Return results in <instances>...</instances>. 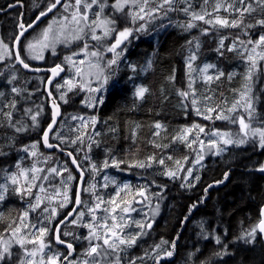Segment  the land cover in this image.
<instances>
[{
  "label": "trees",
  "instance_id": "trees-1",
  "mask_svg": "<svg viewBox=\"0 0 264 264\" xmlns=\"http://www.w3.org/2000/svg\"><path fill=\"white\" fill-rule=\"evenodd\" d=\"M199 1H202V5L205 3V0ZM17 2H24L25 7L18 6L10 13H3L2 17V37L7 44L12 43V45L19 32L20 20L25 24L30 23L37 14L44 11L43 9L32 16H27L30 12L27 0H0V9L4 10ZM208 2L211 6L214 0H208ZM250 2L253 4V0H249ZM194 5L199 6L200 4L194 3ZM174 8L176 13H173L167 20L177 19L179 23H174L162 31H158L161 24L150 27L148 31L155 33L140 38L121 64L110 68L108 75L111 83L110 90L104 102L95 110L98 135L93 143H89L91 135L89 128L83 142V147L88 150L89 154L87 166L90 168L91 175L94 171L102 172L107 169L130 181V187L119 195L113 187L108 189V198L111 201L114 200L115 203L122 204L141 186L157 185L163 189L168 207L161 218L155 222L151 232L143 236L139 235L136 239L133 250L137 255L141 256L146 247H153L166 241L168 242L166 244L171 247L173 243L175 244V247H172L173 260L162 264H181L183 261L191 264H264V245L259 232L256 233L252 243H245L241 239L247 231L259 223L261 209L264 206V173L257 171L264 166V148L258 146L256 139L248 141L243 146L236 145L229 148L223 156L209 157L200 171L199 179L190 189L184 184V178L180 176L175 179L174 177L169 178L165 174L167 169H172L174 160L182 161L188 155V150L181 141L186 128L203 123L198 114L194 112L191 100L180 95V92H187L189 87L190 72L187 62L190 52L196 48L197 43H200L197 48L196 63L199 66L209 64L215 67L214 76L210 82L200 81L193 86L199 96L205 98L212 108L221 107V104L224 105L226 101L235 100L244 86L247 67L245 56L235 50L228 51L229 44L231 40H236L238 37L245 43L257 37L261 29H264V25L258 23V19L264 16V7H256L253 10L251 6V10H244L240 18L242 23L238 28L229 29L228 27L225 30L226 45L220 48L219 52L217 49L220 47V34L217 32L204 33L205 28L210 29L205 21H200L193 28L187 29L182 23L185 13L183 6L176 4ZM20 10L21 13H19ZM127 21L124 19V24ZM133 26H137L136 22ZM245 30H248L249 35L245 34ZM66 53H68L67 48H60L59 58L53 59L52 64L50 60H47L41 66L62 64L59 59ZM149 60H151L150 66L148 65ZM32 65L35 66V64ZM9 67L13 65L5 66L3 71V68L0 70V80L6 77L5 70ZM221 72L223 75L216 79ZM257 85H259L258 103L253 116L264 128V79L260 80ZM141 87L147 89L142 98L136 96L137 89ZM0 93H2L0 107H2L1 104L10 103L11 106L12 102L20 101L19 98L13 97L9 87L4 84H0ZM42 93L45 94L44 86ZM75 102L77 103L78 100ZM24 104L19 103L22 106ZM62 107L64 117L70 109L65 105ZM71 110L80 113L84 109L74 104ZM3 112V115L0 114V125L8 127L6 109ZM50 119L45 121V126L49 124ZM157 123L162 125L160 129L155 127ZM7 127L0 131L2 135L0 136L2 139L0 169L8 164L15 166L20 157L16 151L22 146V139L25 140V137L31 138L32 136L40 140L41 155L50 158L54 156L58 160L66 161L78 177L68 157L56 151L47 152L43 148L42 131L41 134H22L16 139L14 146L8 147L9 144H4L5 139L3 138L8 140L7 133L11 132V129ZM215 128L229 129L230 127L226 123L216 121ZM195 131L194 128L192 132ZM60 145L75 153L74 148ZM7 151H11L9 154L11 160L5 163L7 159L5 160L4 155ZM150 157L153 158V163L149 160ZM161 159L164 161L163 165L159 163ZM106 161L107 167L104 166ZM113 161L116 163L113 164ZM30 162L26 161L28 165L31 164ZM140 163H150L151 167L134 166ZM24 195L25 193L10 191L7 197L0 202V237L11 226L19 225L20 217L26 210L23 199L27 197ZM75 195L76 189L73 191L74 201ZM87 197L88 195L83 192V204L87 201ZM71 207L62 210L60 218L53 226L50 236L53 249L65 251L55 243L54 232L58 222ZM197 220L205 223V230L202 233H198L196 229ZM69 224L62 228L61 237L65 241L76 243L81 232L76 230L73 235H65L66 230L70 228ZM216 237L220 238V244L216 243ZM76 246L78 253L81 245ZM65 252L68 254L67 251ZM188 255H190L189 258Z\"/></svg>",
  "mask_w": 264,
  "mask_h": 264
},
{
  "label": "rangeland",
  "instance_id": "rangeland-1",
  "mask_svg": "<svg viewBox=\"0 0 264 264\" xmlns=\"http://www.w3.org/2000/svg\"><path fill=\"white\" fill-rule=\"evenodd\" d=\"M28 8L30 12H28L27 16H32L33 14L41 11L43 9L48 8L52 0H27ZM88 2V0H81V4L79 6L80 13L87 14V21H84L77 17V21L72 20V15L77 12V6L75 4V0H66L58 13H55L41 28L32 32L26 39L23 41L21 46V52L23 59L35 65H42L46 63V61L50 60L51 64L53 63V59L56 57L59 58L60 48H67L66 54H64L59 60L62 64H64L68 72L66 76L58 83H55L53 87V91L60 101L62 105L67 106L70 111L66 116L63 117L61 123L58 128L52 135V141L63 144L68 148H74L77 157L80 159V163L86 171L87 178L85 182L84 192L88 195L87 201L84 202L83 207L78 212L77 216L73 221L69 224V230L66 232L69 235H73L77 230L81 232L79 238H77V242L73 243L75 245L80 244L81 249L76 254V256L69 258L66 264H84L89 257L86 255L87 250L90 247V240L92 244H96L97 241L90 237V232L95 229L96 224L99 222V218L104 216H109L108 223L111 225V215L124 216L126 219L118 220L119 223L123 224L124 227L122 229H116L115 231H122L124 235L131 234H141L142 236L145 233L151 232L147 227L143 229L137 227L135 221H140L141 223L147 224L150 222H157L164 211H166L168 205L166 204V196L164 195V191L161 187L157 185H151L148 187L141 186L139 190L135 191V194L127 198L125 202L122 204L119 203H107L111 201L108 198V189L113 187L114 191L117 193L125 192L127 189H123L124 184H130V181L125 178L120 177L118 174L108 171L107 169L102 172L94 171L91 175L90 168L87 166V160L89 159L88 150L83 147V142L85 140V136L87 131L90 128L91 135L89 137V143H93L95 137L98 135L97 130V115L95 110L101 106V104L105 100V96L110 90V80L103 85L101 88L102 77L100 80L96 78V69L90 67V63L99 62L100 67L103 68V75L108 76L110 73V68L113 66H119L122 60L126 58L129 54L130 50L137 44L140 38H145L151 36L155 32H149L150 27L161 24L158 28V31H162L166 29L168 26L173 25L174 23H179V20H167L173 13H176L174 6L176 4H180L183 6V9L187 8L188 12L184 13V18L182 19V23L185 24V27L188 23H192L194 26L196 23L202 20H194L192 19L191 13L197 14H205V20H212L213 24L207 23L210 29L205 28L204 33L206 32H217L220 34V39L224 40V45H226L227 35L225 34V30L228 27H223L219 24L215 23V18L218 16L221 19H227L229 23L233 20L240 21L241 16H243L244 9L251 10L249 5L252 6V9L255 10L256 7H264L262 6L258 0H253V4L249 0H241L238 3V0H214V3H211L209 6V2H205L203 5L202 1L199 0H175V2L169 6L164 5L163 8H159L157 11L153 12V9H157L158 5L162 3V0H147V3L144 5L145 11L140 13L143 16V19H140L137 16L133 19V16L139 12V5L144 2V0H138V4L136 6L126 5L122 10H118L113 5L116 3V0H98L97 4L92 5L91 8L86 9L84 4ZM103 3V11H100V3ZM194 3H199V6L194 5ZM220 4L221 7L216 10V4ZM65 5L68 7L66 8ZM228 5H232L231 8ZM25 7V3H15L13 5H9L3 11V13H10L12 9H16V7ZM203 6V8H202ZM172 7L174 10L168 11V8ZM152 12V15H148L147 13ZM97 14H99V19H97ZM67 18V19H65ZM111 20L114 23L110 25H105L101 23L103 20ZM127 19L128 21L124 24L123 20ZM264 20V16L260 17L258 21ZM92 21H96V23H91ZM136 22V27H134V23ZM240 24V23H239ZM0 23V42L2 45L7 46V49L10 55H6L3 59H0V70H4L5 66L13 65L15 61V57L13 54V46L11 44H7L2 37V28ZM49 25H52V34H56L57 32L63 31L64 35L67 36L68 42H58L53 46L47 48H40L39 45L36 46L35 51L29 52L28 45L30 43H35L44 32L45 29L48 28ZM259 25H261L259 23ZM143 26V27H142ZM19 27V25H18ZM83 29V31H78L79 29ZM111 29L108 31V34L105 35V29ZM193 28V27H192ZM237 29L238 27H230L229 29ZM20 29V27H19ZM124 29L131 30V34L128 37V42L126 38L125 45L116 50V52L121 53L119 56H116L114 52L108 51V47L115 43V40L118 38V33L123 31ZM93 31L95 34L100 37L99 39H92ZM76 34L79 36L78 39H71V37ZM245 34L249 35L248 30H245ZM261 35H264V29L257 34V37L252 39L256 41L259 39ZM240 37L236 40H231L229 44V48L235 45V51H238L242 55L245 56L247 73L248 76L249 70H251V79H246L245 83L238 94V97L233 101H226L221 107L212 108L209 105V102L205 98H201L198 92L193 88L198 82L206 81L210 82L206 79L208 75L214 76L213 70L215 67H210L207 70V73H201L200 69L204 68V64L199 66L196 63L197 55V47L190 52V56L193 54L196 56L192 63V70L189 69L191 75H189V83L190 80L192 82V86L188 87V96L186 98L192 101L193 98L196 99L197 104L193 107L194 112L197 114V109L200 110L198 116L201 118L203 123H199L198 125L203 127L204 131L200 132L198 127L188 126L181 137L182 144L185 145L188 150V155L186 158L181 160H174L172 164V169H167V171L176 172V176H180L184 178V184L186 187L192 188L194 184L197 182L201 169L205 165V161L209 157H218L223 156L229 148L236 146V144H224L220 142L222 139H227L229 137H221L220 133H229L231 134L230 138L236 139L237 134L240 132L238 117H245L246 122H250L251 127H260V124L257 121V118L254 115L255 106L258 103V88L257 85L260 80L264 79V59L260 58V54H264V45H260L257 47L256 52H252V48L254 45H250L246 43H240ZM88 44L85 49V44ZM200 44V43H199ZM223 45V46H224ZM247 49V51H245ZM3 47H0V53L3 52ZM123 50V51H121ZM93 51H97L100 53L99 57H92L89 54ZM33 55L42 57V58H32ZM251 55L253 56L256 67L252 68V61H249L247 57ZM66 57H71V59H66ZM111 59H116L115 64L109 65V61ZM84 60L83 64L79 62ZM150 61H148V65L150 66ZM189 60L187 62V65ZM78 69H82L83 71L79 74L77 73ZM8 71V72H7ZM5 78L0 80V84H4L9 87L11 93L15 99L19 98V102H12L14 107L10 106V103L1 104L0 114L3 115V110L6 109L7 113H11V118L8 120V127L6 125H0V131L3 128L11 129L10 133H7L8 140L5 139V143L9 144L8 147L14 146L16 139L19 138L20 135L26 133H40L45 127V121L50 119V111L48 107V100L45 94H43V86L46 81L45 75L39 74H26L20 69L18 66L9 67L5 70ZM15 77V79H13ZM11 81V82H9ZM66 81H71V85L65 83ZM188 83V84H189ZM189 86V85H188ZM246 86L251 89L248 93V97L251 99L252 103V115L249 119L248 111L245 110L246 99L241 98V94L245 92ZM17 88L19 90L18 93L13 92L12 88ZM90 88H100V91L93 92L89 91ZM62 94H64L63 99L61 98ZM17 97V98H16ZM78 102L76 103L75 101ZM67 101V102H65ZM102 101V102H100ZM237 101L239 103L237 104ZM3 102V101H2ZM19 103H25L23 106L19 105ZM74 104H77L83 107V112L76 113L72 111V107ZM192 104V103H191ZM233 105L235 108L233 109ZM5 106V108H4ZM207 108H212L214 111L207 112ZM229 109H233L229 111ZM223 114L228 119H216L217 114ZM36 115L37 120L36 123L32 121L31 117ZM208 115L211 118L205 119L204 116ZM76 117V119H73ZM82 118V119H81ZM93 120L95 123H93ZM236 121L233 123L232 121ZM220 121L229 125L228 128L220 129L215 128V122ZM6 124V123H5ZM16 128H22V131H16ZM195 128V132L192 130ZM213 133H217V135H213ZM2 136V135H0ZM25 137V140L22 139V146L18 147L17 154L20 155L18 161L15 163V166L6 165L4 168L0 169V185L7 186V192L5 193V198L7 197L10 191H13L14 188L19 187L21 189V193H25L24 203L26 205V210L24 211L28 213L27 217L21 221L17 226H11L9 230H6L5 233L0 237V251H3L5 245L9 246L10 255L6 254V259L0 264H28L30 260H34L35 264H40V259L43 256L46 258L48 255H52L54 253H60V258L57 264H62L65 260L64 257L67 254L63 250L53 249V243L50 239V236L53 231V226L55 222L60 218L62 210H65L74 202L73 191L77 187L78 177L74 174L71 167L64 160H58L57 157L53 158L46 157V155H41L40 152V140L35 138ZM1 138V137H0ZM27 139H29L27 141ZM2 139H0L1 142ZM252 140V138H247L248 141ZM14 141V142H13ZM201 141L203 144H201ZM211 141H217L215 146L211 145ZM256 143L258 144V138L256 139ZM245 143V144H247ZM35 144L36 147L33 149L31 146ZM80 144V146H78ZM243 144V145H245ZM239 145V146H243ZM25 148H28L29 151H24ZM217 149H224L219 155L216 154ZM35 152V155L31 153ZM11 151H7L5 153V163H8L11 159H9V154ZM202 156L203 159L199 160V157ZM50 158V160H49ZM31 161L30 165L26 163V161ZM154 160L151 162L153 163ZM179 161V164H177ZM190 164L188 165V163ZM114 164V163H113ZM19 165V167H17ZM33 169H38V171H33ZM51 169H56L55 172H52ZM191 169V175H188V170ZM23 173V174H22ZM71 174L73 179L71 181L68 180V176ZM15 175L18 183L12 184L8 179L10 176ZM35 177V179H33ZM107 178V179H106ZM143 185V184H142ZM27 188H31V193L28 194L24 190ZM41 188L44 190L41 191ZM144 190V196L139 195V191ZM2 191V189H0ZM15 192V191H13ZM65 193H67V199H65ZM40 197V204L38 207H35L33 210L32 206L36 204V197ZM145 196L147 199H145ZM101 198L105 201V203L100 204V208L96 210L95 215L98 217V221H92L91 217L93 213L89 211L90 208L94 207L97 203H100V200L97 198ZM4 198V199H5ZM2 202V201H0ZM157 205L159 206L158 211H156ZM105 208L112 209L115 208L116 211L114 213H105L103 210ZM128 208L129 211L124 213L122 209ZM47 209V211H45ZM55 209V213L53 214L52 210ZM83 212L84 215L81 217L79 214ZM155 212V214H154ZM23 213V214H24ZM92 224L93 229L86 227L85 225ZM34 226V227H33ZM196 229L198 233H202L205 230V223L202 220H197L195 222ZM44 227L49 229V231L44 234L41 239L47 245L44 248L43 253L39 252V240L36 243H30V240L35 239L39 236L38 229ZM19 228V232H15V229ZM72 228V229H71ZM103 229L98 230V234H102ZM258 233V230H257ZM26 237V238H25ZM24 239V246L21 247L17 240ZM166 242V241H162ZM158 243L153 247H146L143 249V253L141 256L137 255L134 252L135 244L131 246L121 245L120 248L122 251H118L117 253H112L107 257V261L114 260L116 255L120 258V264H132L134 261L135 264H162L166 262H171L173 260V248L166 243ZM99 243H102L100 241ZM136 243V242H135ZM159 245L157 248L156 246ZM26 250L31 252L33 250L37 251V255L35 257L27 256ZM167 251H171L172 255L166 256L165 253ZM68 252V251H67ZM190 255H188V258ZM99 259V257H97ZM105 261V264H107ZM181 264H191L188 261H183Z\"/></svg>",
  "mask_w": 264,
  "mask_h": 264
},
{
  "label": "snow or ice",
  "instance_id": "snow-or-ice-1",
  "mask_svg": "<svg viewBox=\"0 0 264 264\" xmlns=\"http://www.w3.org/2000/svg\"><path fill=\"white\" fill-rule=\"evenodd\" d=\"M98 0H88V2H86L84 4V7L86 9L88 8H91L92 5L94 4H97ZM175 2V0H162V3H160L158 5V8L157 9H153V12L157 11L159 8H163L164 5H169L171 6L173 3ZM205 2H207V0H205ZM242 2V0H241ZM258 2L264 6V0H258ZM60 3V0H55V3H53L49 8H48V11H51L52 8L56 7L57 4ZM147 3V0H144L143 3H141L139 5V12H137L134 16H133V19H135L137 16H139L140 19H143L144 17L140 15V13L144 12L145 11V7L144 5ZM75 4L77 6V12L74 13L72 15V20L73 21H77V17L79 16L80 19L84 20V21H87V14L86 13H80L79 12V6L81 4V0H75ZM138 4V0H116V3L113 5L114 7H116L118 10H122L124 6L126 5H132V6H136ZM65 7L67 8L68 6L65 5ZM103 3L101 2L100 3V11L102 12L103 11ZM221 7V5L218 3L216 4V10H218L219 8ZM229 8L232 7V5H228ZM249 8H251V5H249ZM174 10L172 7H169L168 8V11H172ZM245 11H247L248 9H244ZM184 12H188V9L185 8L183 9ZM46 13H41V15H45ZM148 15H152V12H149L147 13ZM205 15H207V13L205 14H197V13H191V16H192V19L194 20H202V21H205V23H209V24H213V21L212 20H205ZM67 19V18H65ZM97 19H99V14H97ZM78 22V21H77ZM91 23H96V21H92ZM101 23L105 24V25H110L112 23H114L113 21L111 20H103L101 21ZM215 23L216 24H219L223 27H238L239 26V23H242V21H236V20H233L231 23H229V21L227 19H221L220 17H216L215 18ZM258 23H260L261 25H264V20H260L258 21ZM251 26V25H249ZM143 27V26H142ZM192 27H194V25L192 23H188L186 25V28L187 29H191ZM20 28H21V33L20 35H23V31L26 30L25 29V26L23 24H20ZM111 29H108L106 28L105 29V32L104 34L107 35L108 34V31H110ZM78 31H83V29H79ZM131 34V30L129 29H124L123 31H120L118 33V38L115 40V43H113L112 45H110L108 47V51H111V52H114L116 56H119L121 53H118L116 52V49L117 47H119V45L122 43V40L123 39H126L129 35ZM79 36L74 34L71 39H78ZM100 37H98L96 34H95V31H93V35H92V39H99ZM18 39V37H17ZM68 37L64 35L63 31H60V32H57L56 34H52V25H49L47 29L44 30V32L41 34V37L35 42V43H30L28 45V50L29 52H33L35 51L36 49V46L39 45V47L42 49V48H47V47H50V46H53V52H54V45L58 42H64V43H67L68 42ZM191 43V41L189 42ZM241 44H244L245 42L244 41H240ZM247 44H250V45H254V47L252 48V52H256V49L257 47H259L260 45H264V35H261L259 37L258 40L256 41H253L252 39H249L247 41ZM219 45L220 47L217 49V51L219 52L220 51V48H223V45H224V40L221 39L220 42H219ZM0 47H3V52L0 53V59H3L4 56L6 55H10L8 49H7V46H4L2 45V42H0ZM196 47L199 48V43L196 44ZM87 48V45H85V49ZM235 50V45H233L232 47H230L228 49V51H233ZM123 51V50H121ZM245 51H247V49H245ZM222 54V53H221ZM90 56L92 57H99L100 56V53L97 52V51H93L89 54ZM258 55H260V58L261 59H264V54H260L258 53ZM32 58H42V57H39V56H36V55H33ZM66 59H71V57H66ZM196 59V56L193 54L192 56H190L189 58V63H188V68L190 70H192V63L191 61H194ZM247 59L249 61H252V68H255L256 67V62L253 58V56L249 55L247 57ZM16 61L18 63H20L24 68H28L29 65L27 63H25V61L21 58L20 54L19 53H16ZM85 61L84 60H81L79 63L80 64H83ZM109 65L111 64H115L116 63V59H111L109 62ZM90 67L91 68H95L97 71H96V78L98 80L101 79L102 77V83H101V88L103 87L104 84H106L108 82V79L109 77L108 76H104L103 75V68L100 67V64L99 62H96V63H90ZM210 67H213L212 65H205L204 68L200 69V72L201 73H207V70L210 68ZM52 73L53 75L56 74L57 70L56 68H53L52 70ZM83 70L82 69H78L77 70V73L79 74L80 72H82ZM190 75H191V72H190ZM223 75V73H219V75L216 76V79H219V76ZM13 79H15V77H13ZM172 79H174V77H172ZM206 79L208 81H211L213 79V77L211 75H208L206 77ZM246 79H251V70H249V73H248V76L246 77ZM11 82V81H9ZM65 83L71 85V81H66ZM192 86V82L190 80V83H189V87ZM12 91L13 92H16L18 93L19 90L17 88H12ZM89 91H93V92H98L100 91V88H90ZM147 91V89L141 87V88H138L137 91H136V96L137 97H140L142 98L143 97V94ZM251 91L250 88H248L246 86V90L244 93L241 94V98L242 99H246V104H245V110L248 111V116H249V119L251 118V115H252V103H251V99L248 97V93ZM0 95H2V93H0ZM180 95L182 97H187L188 96V93L187 92H180ZM63 96L64 94H62L61 98L63 99ZM67 102V101H65ZM102 102V101H100ZM192 105H196L197 104V101L195 98L192 99L191 101ZM239 103V101H237V104ZM12 107H14V104L11 105ZM56 106L54 105V108ZM235 108V105H233V109ZM233 109H229V111H232ZM207 112H212L214 111V109L212 108H207L206 109ZM58 114V108L56 109V111L53 112V123H55V117L56 115ZM197 114H201L200 113V110L197 109ZM9 119L11 118V113H6L5 114ZM205 119H210L211 117L208 116V115H205L204 116ZM228 119L229 117H226L224 116L222 113L221 114H217L216 116V119ZM32 121L34 122V124L36 123V120H37V117L36 115H33L31 117ZM73 119H76V117H73ZM82 119V118H81ZM238 119V123H239V129H240V132L237 134V138L236 139H233V138H230L231 134L229 133H220L219 135L221 137H229L227 139H222L220 142L228 145V144H236L237 146L239 145H243L245 143H247V138H252V139H257L258 138V146L260 148H264V128H260V127H251V124L250 122H246L245 121V117L243 116H240L237 118ZM233 123H235L236 121H232ZM93 123H95V121L93 120ZM155 127L157 129H160L162 127L161 124L157 123L155 125ZM194 127H198L200 132H203L204 129L203 127L199 126V125H195ZM24 129L22 128H16V131H22ZM48 131H51V125L49 126V129ZM48 131H45L43 133V141H44V144L47 146V147H53V145L49 144L48 143ZM158 135V133H157ZM213 135H217V133H213ZM212 146H215L217 141H211L210 142ZM201 144H203V142L201 141ZM33 149H35L36 145L33 144L31 146ZM24 151H29L28 148H25ZM222 151H224V149H217L216 151V154L219 155ZM32 155H35V152H32L31 153ZM69 156L72 155V153H68ZM153 158H149V160H152ZM169 159H171V157H169ZM203 157L200 156L198 161L199 160H202ZM73 164H76L77 161L75 159H73L72 161ZM113 163L115 164L116 162L113 161ZM159 163L161 165L164 164V161L163 159H161L159 161ZM177 164H179V161H177ZM105 167L108 166V163L107 161L105 162L104 164ZM136 167H151V164L150 163H140V164H137V165H134ZM17 167H19V165H17ZM93 167L95 168V166L93 165ZM260 172H264V166H261L259 169H258ZM33 171H38V169H33ZM52 172H55L56 169H51ZM23 174V173H22ZM169 178H173L176 176V172L174 171H167L165 173ZM188 175L190 176L191 175V169L188 170ZM225 178H227V176H225ZM12 184H17L18 181H17V178L15 175H12L8 178ZM33 179H35V177H33ZM73 179V177L71 176V174L68 176V180L71 181ZM107 179V178H106ZM196 179H199V177H196ZM130 186L128 184H124L123 185V189H128ZM0 189H2V191H0V201H3L4 198H5V193L7 192V186L6 185H0ZM44 189L41 188V191H43ZM13 191L17 192V193H20L21 192V189L19 187H16L13 189ZM26 193L30 194L31 193V188H27L24 190ZM139 195L141 196H144V190H140ZM117 195H119V193H117ZM67 193H65V199H67ZM98 200H100V203H97L94 207L90 208L89 211L91 213H93L91 219L92 221H98V217L95 215V212L97 209L100 208V204H103L105 203L104 200H102L101 198H97ZM145 199H147V197L145 196ZM76 203L79 204L80 203V200H79V197L77 196V199H76ZM107 203H115V201H108ZM40 204V197H36V204L32 206L33 210L35 209V207H38ZM193 207H195V205H193ZM158 208L159 206L157 205V208H156V211H158ZM45 211H47V209H45ZM105 213H114L116 211L115 208H112V209H108V208H105L103 210ZM122 211L124 213H127L129 211L128 208H124L122 209ZM53 214L55 213V209L52 210ZM155 214V212H154ZM28 213L25 212L23 214V216L21 217V221H23V219L25 217H27ZM81 217L84 215L83 212H81L79 214ZM262 217H264V210H262V213H261ZM111 225H109L108 223V219H109V216H104L102 218H99V222L96 224V227L95 229H93V225L92 224H87L85 225L86 227H89L90 229H93L91 232H90V237H93L97 243L96 244H92L91 243V240H90V247L89 249L87 250L86 252V255L89 257L88 260H86L84 262V264H105V261H107V257L110 256L112 253H117L118 251H122L123 249L120 248L121 245H126V246H131L133 244H135L136 242V239L138 238L139 235L143 234V233H138V234H131V235H124L122 233V231H115L116 229H122L124 227L123 224L119 223L118 220H124L126 219L124 216H119L117 217L116 215H111ZM75 222V221H73ZM137 227L143 229L144 227H147V228H151L152 227V224L151 223H147V224H144V223H141L140 221H135ZM34 227V226H33ZM99 229H103V232L102 234H98V230ZM257 230H259L260 233H264V218H262L259 223L253 227L250 231H247L242 237L241 239H243L245 241V243H252L255 239V235L257 233ZM20 229L17 228L15 229V232H19ZM49 231V229L47 228H44V227H41L38 229V232H39V236H37L35 239L33 240H30L29 242L30 243H36L37 240H39L40 244H39V252L43 253L44 251V248L47 247V245L43 242V240L41 239V237L46 234L47 232ZM65 235H68V233H64ZM26 238V237H25ZM25 238H22V239H19L17 240V243L20 244L21 247L24 246V239ZM207 238V237H206ZM55 240H56V243L58 244H66V247L71 250L72 249V244L71 243H67L65 241H62L60 239V234H59V229L56 230V235H55ZM100 241H102V243H99ZM162 243H166V242H162ZM216 243L217 244H220L221 241H220V238L219 237H216ZM157 248L159 247V245L156 246ZM172 247L174 248L175 247V244L173 243L172 244ZM6 254L7 255H10L11 253L9 252V246L8 245H5L4 248H3V251H0V262H3L5 261L6 259ZM27 256H30V257H35L37 255V251L36 250H33L31 252L27 251L26 250V253H25ZM71 254V252H69V255ZM220 253H218L219 255ZM166 256H171L172 255V252L171 251H167L165 253ZM97 257H99V259H97ZM59 258H60V253H54L52 255H48L47 258H46V261H45V258L42 256L41 259H40V264H57V262L59 261ZM65 260L68 259L67 256L64 257ZM28 264H35V261L34 260H30L28 262ZM69 264H71V262H69ZM107 264H120V258L118 255H116L114 257V260L112 261H107ZM132 264H135V262L133 261Z\"/></svg>",
  "mask_w": 264,
  "mask_h": 264
},
{
  "label": "water",
  "instance_id": "water-1",
  "mask_svg": "<svg viewBox=\"0 0 264 264\" xmlns=\"http://www.w3.org/2000/svg\"><path fill=\"white\" fill-rule=\"evenodd\" d=\"M64 2H65V0H60V3L57 4L56 7L52 8L51 11H48L49 7L47 9H45L44 11H42L41 13H46L45 15H41V13L37 14L35 16V18L30 23H27L24 25L26 30L23 31V35H20V33L22 31L20 29V31L18 32V34H17V36L13 42V53H14V57H15V63L17 66H19L24 72H26L28 74H47L48 75V77L45 81V84H44V92H45V95L47 96V98L49 100V108L51 110V120H50L49 124L45 127V129L43 130L42 135H41V143L43 145V148L47 152L54 153L56 151L57 153L63 154L66 157H68L70 159V163H71L72 168L74 169V171L78 175V183H77V187H76V195H75L74 204L71 207V209L68 211V213L56 225L55 232H54L55 243H56V240H55L56 230L59 229L60 239L62 241H65L61 237L62 228L66 224H68L74 220V218L76 217V215L78 214V212L80 211V209L82 207L83 192H84V186H85V181H86L87 175H86V172L84 171V169L82 168L80 161L78 160L75 153H73L72 151H70L68 149L62 148L60 144L55 143L51 140L52 133L57 128V126H58V124H59V122L63 116V108H62V105L60 104L59 100L56 98V96L53 92V85L56 82L60 81L66 75L67 68L62 64H55V65L49 66V67L31 65L30 63L26 62L22 57L21 44H22V41L29 34H31L33 31H35L37 28H39L45 21H47L51 16H53L62 7ZM53 3H55V0H53ZM17 37H18V39H17ZM125 42H126V39H123L122 43L119 45V47H117V49L121 48ZM16 53H19L21 58L25 61V63H27L29 65L28 68H24L20 63H18L16 61ZM53 68H56V70H57L55 75H53V73L51 71ZM54 105L56 106L55 108H54ZM57 108H58V114L55 117V123H53L52 122L53 121V112L56 111ZM50 125H51V131H48ZM45 131H48V143L53 145V147H47L44 144L43 133ZM68 153H72V155L69 156ZM73 159H75L77 161L76 164L72 163ZM257 171L259 173H264V172H260L259 170H257ZM77 196L79 197V200H80L79 204L76 203ZM262 210H264V206L261 209V213H262ZM262 218H264V217H262V215H261V219ZM150 223L152 224V227L148 228L149 230L153 229V227H154V222H150ZM259 234L261 236V239H262V242L264 245V233L259 232ZM65 242H67V241H65ZM67 243H70V242H67ZM56 244H57V246L64 248L68 252H71V254L68 255V259L64 260L62 264H66L68 262L69 258L75 256L76 248H75L74 244L71 243L73 246L71 250H69L66 247V244H58V243H56Z\"/></svg>",
  "mask_w": 264,
  "mask_h": 264
},
{
  "label": "flooded vegetation",
  "instance_id": "flooded-vegetation-1",
  "mask_svg": "<svg viewBox=\"0 0 264 264\" xmlns=\"http://www.w3.org/2000/svg\"><path fill=\"white\" fill-rule=\"evenodd\" d=\"M19 3L21 4L22 2H19ZM19 13H21V10L19 11ZM21 16H22V14H21ZM2 17H3V11H0V23H1V24H2ZM51 17H52V16H51ZM51 17H50V18H51ZM21 18H23V17H21ZM50 18H49V19H50ZM49 19H48V20H49ZM23 20H24V18H23ZM48 20H47V21H48ZM47 21H45L43 24H45ZM20 24L25 25V23H23L22 20H20L19 26H20ZM1 28H2V25H1ZM128 37H129V36H128ZM128 37H127V42H128V40H129ZM85 45L88 46L87 43H86ZM124 45H125V44H124ZM124 45H123V46H124ZM123 46H122V47H123Z\"/></svg>",
  "mask_w": 264,
  "mask_h": 264
}]
</instances>
